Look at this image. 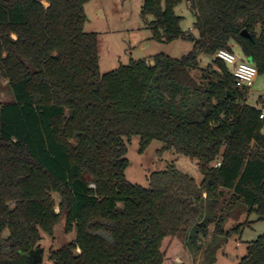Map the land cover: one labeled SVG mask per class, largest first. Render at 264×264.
Listing matches in <instances>:
<instances>
[{"label": "trees", "instance_id": "obj_1", "mask_svg": "<svg viewBox=\"0 0 264 264\" xmlns=\"http://www.w3.org/2000/svg\"><path fill=\"white\" fill-rule=\"evenodd\" d=\"M89 1L0 0V76L13 96L0 103V264L39 248L59 223L74 238L50 250L48 264H173L179 250L202 249L205 209L220 189L264 220V122L214 58L235 44L264 73V0H186L197 37L180 28L183 0H144L151 39H187L191 50L105 74L99 36L84 31ZM134 136L141 151L158 141L195 160L201 182L173 167L152 173L147 188L127 181ZM220 221L206 262L228 237ZM238 264H264V234Z\"/></svg>", "mask_w": 264, "mask_h": 264}, {"label": "rangeland", "instance_id": "obj_2", "mask_svg": "<svg viewBox=\"0 0 264 264\" xmlns=\"http://www.w3.org/2000/svg\"><path fill=\"white\" fill-rule=\"evenodd\" d=\"M144 0H90L84 5L86 22L85 32L98 34L99 39V71L100 74L108 73L121 65H127L130 61L149 59L163 54L175 59L186 55L192 48V42L187 39H179L170 43L157 42L151 39V31L140 15ZM175 14L181 17L180 28L197 37L193 27L194 18L189 11L186 0H183L175 9ZM148 17V21H150ZM232 51L239 57L242 53L239 47L232 45ZM149 62V61H148ZM211 58L200 56V66L205 68ZM151 63V62H150ZM229 69V68H228ZM230 71V70H229ZM192 76L201 78L200 71L192 72ZM13 99L7 81L0 76V103ZM246 104L256 106L261 104L264 109V73L257 74L255 81L247 93ZM264 134V127L262 129ZM126 158L128 167L125 170L127 181L147 188L150 186L152 173L162 172L170 167L189 175L199 184L202 176L198 170L197 162L187 157L175 154L172 150H165L164 145L158 141H152L143 151L140 150V139L134 136L125 140ZM220 195L213 204H207L206 216L210 218L208 236L201 241L202 249L197 254L187 250H179V254L171 259L173 264H238L246 255L247 245L264 234V220L248 210L247 207L234 202L231 192L220 189ZM203 197L205 195L203 194ZM58 203L57 195H54ZM56 211L58 209L56 208ZM220 221L222 234L228 237H218V249L211 255L214 260L205 261L203 252L210 244L215 224ZM39 248L43 249L42 264H48V253L57 249L62 243L70 242L74 233L65 234L63 223L55 227L53 237L41 233ZM169 246L168 249H170Z\"/></svg>", "mask_w": 264, "mask_h": 264}, {"label": "built area", "instance_id": "obj_3", "mask_svg": "<svg viewBox=\"0 0 264 264\" xmlns=\"http://www.w3.org/2000/svg\"><path fill=\"white\" fill-rule=\"evenodd\" d=\"M214 58L222 61L228 66L230 73L234 78L236 87L247 90V93L250 92L253 82L258 74L256 67L250 61L239 58L233 51L225 49L218 50L214 55ZM253 107L259 111V120L264 122L263 106L261 104H256V106ZM219 166L220 161H217L214 164V167Z\"/></svg>", "mask_w": 264, "mask_h": 264}, {"label": "water", "instance_id": "obj_4", "mask_svg": "<svg viewBox=\"0 0 264 264\" xmlns=\"http://www.w3.org/2000/svg\"><path fill=\"white\" fill-rule=\"evenodd\" d=\"M241 35L248 38L249 35L246 31H242ZM43 260V249L37 248L31 250L28 254L21 255L12 264H42Z\"/></svg>", "mask_w": 264, "mask_h": 264}, {"label": "crops", "instance_id": "obj_5", "mask_svg": "<svg viewBox=\"0 0 264 264\" xmlns=\"http://www.w3.org/2000/svg\"><path fill=\"white\" fill-rule=\"evenodd\" d=\"M146 60H148V61H149L150 59H146Z\"/></svg>", "mask_w": 264, "mask_h": 264}]
</instances>
